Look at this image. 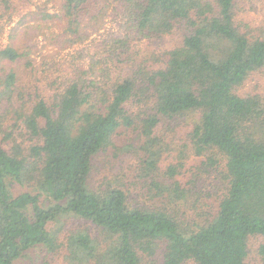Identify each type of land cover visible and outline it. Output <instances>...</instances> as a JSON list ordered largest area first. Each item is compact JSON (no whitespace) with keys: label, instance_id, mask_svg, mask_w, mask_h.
<instances>
[{"label":"trees","instance_id":"obj_1","mask_svg":"<svg viewBox=\"0 0 264 264\" xmlns=\"http://www.w3.org/2000/svg\"><path fill=\"white\" fill-rule=\"evenodd\" d=\"M91 1L63 0L57 13L39 6L28 13L35 23L27 33L42 22L58 48L83 42L88 24L114 4L124 33L99 45L111 56L129 51L132 40L171 35L178 24L181 41L161 65L112 82L91 77L110 74L97 68L98 55L87 69L59 62L61 80L47 75L54 96L40 89L47 82L34 94L22 83L30 49L0 47V264H18L38 247H64L69 264H259L254 249L264 261V95L239 92L264 67V30L239 16L238 0H98L89 16ZM150 97L151 112L137 122L128 102ZM181 118H191L183 148L205 173L220 174L210 212L204 191L181 177L187 161H167L156 134L162 120ZM121 127H140L136 186L93 187L94 158L116 146ZM15 185L35 192L16 193ZM146 193L152 204L139 201ZM68 216L98 234L77 226L58 241Z\"/></svg>","mask_w":264,"mask_h":264},{"label":"rangeland","instance_id":"obj_2","mask_svg":"<svg viewBox=\"0 0 264 264\" xmlns=\"http://www.w3.org/2000/svg\"><path fill=\"white\" fill-rule=\"evenodd\" d=\"M91 3L93 6L87 9L89 16L93 14L91 9L99 10L102 5L98 0H92ZM62 4L63 0H0V47L13 44L22 50L27 49L26 51H28L30 49L29 59L32 66H26L24 63L20 64L23 68L22 83L27 86L26 90L30 93H35V85L39 86L47 82V75L49 76L51 72L54 74L50 75L55 76L56 79L58 78V73L61 70L57 68L59 62L61 63L60 67L64 65V68L75 63L83 64L87 69L91 65H95L93 62L91 63V56L94 57L96 55L101 59V62L98 63L99 65H96L97 68H108L110 71L107 77L102 75V71L100 70L99 76H91L98 79V81L102 80L101 82L105 83L104 81L107 80H111L112 82L113 79L136 76L139 68L147 70L154 68L158 64L161 65V62L166 58L165 50L172 48L181 41L182 30L185 29V26L178 24L174 29V33L166 37L142 39L140 41L132 40L130 43L132 47L129 51L126 53L122 52L120 56H111V52L105 46L99 49V45H101L105 38L110 37L112 34L124 33V30L119 25L120 16L114 15L115 11L113 9L116 6L110 4L107 6L108 10L100 19H93L88 24L87 31L90 37L83 42H77L62 49L58 48L53 45V37L43 33L44 23L42 22L41 26L32 28L28 32L29 34L27 33L29 25L35 23V21H31L30 14L28 13L32 10H38L39 6H42L47 12L57 13ZM238 13L239 16L250 19L257 27L264 30V0H238ZM49 24H51L50 31H60L51 21ZM14 29L18 30L17 33ZM26 44L27 46H25ZM28 46H31V48H28ZM81 48L87 50L85 51ZM98 49L100 51L95 53L94 51ZM39 73L41 74L39 75ZM58 79L61 80L60 76ZM40 89H43L42 92L46 91L48 95L54 96L55 94V86H51L49 82L44 84V87H40ZM239 92L242 94L260 92L264 95V67L252 74L239 88ZM140 97L143 96L140 95ZM50 98L53 100L54 97ZM150 99L151 97L148 100L143 99L139 102V99L135 98L128 102L127 108L134 117L136 116L137 122L138 114H141L143 111L151 112L152 104L150 103ZM190 121L191 118H181V124H179L174 119H164L156 128V134L163 140L164 157L167 161L176 162L179 159V155L183 156L181 159L187 161V166L180 168V173L182 171L181 177L184 181H187L186 176L193 179L194 183L187 185V187H197L204 191V203L206 204L203 207H205L207 212H210L214 208L213 203H215L220 193L217 186H221L219 183L221 178L218 170L214 168H209V173H205L206 171L202 169L201 163H196L197 161L190 156L192 153L183 148L184 144L188 142L187 129ZM139 134L140 127L137 129L135 127H121L118 129L115 134L116 146L109 147L94 158L91 178L93 187L97 188L101 186L106 188L108 186L124 185L133 189L136 186L131 185L134 180H137V169L140 166L142 154L144 155L141 149L143 140ZM125 146H128V148ZM162 163L166 166L164 161ZM23 191L35 192L34 188L30 185L14 186V192L19 193ZM206 193H211V195L208 196ZM191 197L192 199L195 198L194 195ZM152 200L148 193L139 198L140 202L148 204H152ZM156 201L155 199L154 202ZM64 219V230L60 233V240H58L60 242H64L66 234L77 226H90L92 235L98 234V228L90 225L89 222H84L71 216L64 217ZM252 261L264 264V261L255 249L252 253ZM31 263L69 264L66 260L64 247L54 252H50L43 247H38L36 250L28 252L27 256L18 264Z\"/></svg>","mask_w":264,"mask_h":264}]
</instances>
